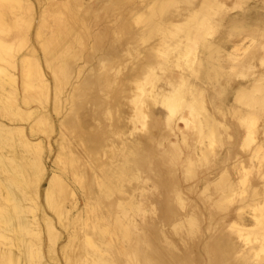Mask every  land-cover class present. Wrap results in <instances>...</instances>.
I'll list each match as a JSON object with an SVG mask.
<instances>
[{
    "label": "rangeland",
    "instance_id": "obj_1",
    "mask_svg": "<svg viewBox=\"0 0 264 264\" xmlns=\"http://www.w3.org/2000/svg\"><path fill=\"white\" fill-rule=\"evenodd\" d=\"M61 1L67 0H30L32 22L27 32V39L20 44L12 41L15 43L10 49V53L17 59L27 48L33 47L34 53L31 59L38 61L48 83L58 85L61 96L67 94L72 86H81L80 95L78 96L77 91L75 97H72L69 102L64 101L59 113L51 111L52 104L50 105L49 97L41 100L46 110L51 112V131L40 134L43 145L47 144V140L52 143V150L44 154L49 175L53 171L59 173L64 167L62 164L64 154L54 141L58 139L63 144H70L74 155L78 156L82 176L78 180L77 177L70 175V178L65 180L73 191L74 197L81 198L82 202L83 193L93 173L99 175V170L101 171L105 164L114 165L121 162V152L125 150V145L137 139L141 147L147 144L143 149H147L145 154H149L148 159L138 169L137 179L131 177L123 180L121 182L123 191L115 192L108 198L112 200L121 197L127 201L126 197L132 196L140 202L138 209H129L127 212L135 226L127 228V232L130 233L128 238L123 240L121 236L122 248L123 246L128 248L132 240L146 237L149 245L181 255L186 252V247L190 243L200 244L203 248L213 244L216 237L226 238L235 244L236 251L246 247L245 244H253L255 247L247 253L244 249V252L240 254L237 252L230 254L227 258L229 264H261L262 260L259 259L264 258V250L260 252L257 261L253 259V251L260 248L263 243L261 240H264L262 237L264 210L256 212L262 220L259 227L254 228L256 232L251 233L247 238L239 236L238 214H242V219H245L243 223L253 227L252 213L254 211L249 207L243 208V204L252 197V190L264 196V91L254 90L253 100L235 99L231 85L248 84L254 75L264 72V0H217V5L206 7L201 13L200 36L198 38L196 34L197 40L193 43L192 49L202 50L203 37L217 39L224 36L225 50L234 49V53L241 54L243 61L247 64L233 68H229L227 63L220 61L217 55L213 56L216 60L210 59L198 63L191 59L192 51L188 56L180 57L178 64H175L178 50L172 44L182 33L174 31L173 34L156 27L147 34L145 41L141 39L140 31L148 26L146 15L132 19L127 13L130 5L138 0H81L84 5L79 8L80 12H77V15H84L85 20L83 19L81 24L73 25L74 36H65L64 32L62 33L63 40L58 44L54 42L59 46L62 45V48L52 58H48L41 46V40L34 35L33 27L37 26L38 15L47 2L55 7L60 5ZM171 1L165 12L158 14L162 22L167 19L173 22L178 21L181 15L188 13L200 0ZM87 4H91L92 8L86 7ZM68 12L66 7H62L61 18L57 21H54L50 13H47L46 26H61L66 22L72 25L73 19ZM43 30L48 37L50 34L48 29L43 28ZM16 31L17 27L15 28L13 24L9 25L6 30L0 31V38H9ZM153 45L155 48L152 47ZM63 61H66L69 66L67 79L58 73L57 76L53 73V70H56ZM138 62L142 64L140 78L144 80L142 84L146 88L158 81H163L167 76L177 83L180 75H186V80L192 89L189 88L185 97L188 100L197 98L205 113L199 114L198 118L194 119L188 108H184L168 117L167 108L161 103L160 95L156 99L149 94L141 95V108L146 116L144 122L125 123V134L112 136L113 146L109 144L104 147L98 144L95 146L94 142L87 141L88 136L100 133L102 126H110L117 122L116 114L98 116L100 106H97L96 102H100L102 107L112 102L119 92L121 79ZM99 76H108L112 81L110 84L99 83L97 81ZM25 93L34 94L30 89H27ZM128 95L129 92H123L119 96L122 110H125L122 115L125 117H128L132 110ZM38 101L36 98L32 100L33 108L41 104ZM110 108L112 111V106ZM69 109L75 110L76 116L83 122L82 126L74 132L65 126L66 122H61L68 119ZM96 112L98 118H93ZM180 114L185 116L187 124L178 119ZM205 115H211L216 124L212 126L215 132L213 143L206 155L202 157L199 155V149L209 139L204 137L201 140V134L196 125L198 121H203ZM27 122H24V125L28 124ZM248 127L251 129L250 138L247 136ZM203 128L205 129L206 126ZM60 136L62 140L59 139ZM256 142L261 145L259 157L251 155V148ZM94 147L96 149L91 151L90 149ZM57 155L60 159L56 158ZM240 165L248 170L247 183L242 189L243 195H238V189L234 196L215 205L214 200L218 198L216 195L222 186H225L228 181L237 184L240 177L238 171ZM222 172L226 173L227 180L222 179V184L214 185V179ZM161 178L175 181L174 187L167 191L173 197L171 206L177 215L175 219L181 217V214H184L191 205L201 206L204 209L205 213L201 212L200 219L190 233L187 232L184 223L175 225L173 228L172 224L158 220L159 200L166 191L164 186L158 184ZM45 186L46 183H43L42 187ZM176 190H179L182 201H178L173 196ZM97 194L100 195L99 192ZM74 197L69 196L64 199L71 215H75L83 206L80 202L78 210L71 209L70 204ZM38 202L43 205L40 195ZM46 212L52 216L50 210ZM208 212L212 214L210 217L207 215ZM81 217L85 218V214ZM56 229L61 233L56 244L58 264H65L60 247L67 242L68 233L57 223ZM164 236L171 245L162 241ZM107 239H111V235L107 236ZM74 244H81V241L75 239L70 249ZM148 244L141 246L147 250ZM108 252L112 254L113 259L119 256L127 264L128 256L119 253L114 255L113 247L109 248ZM203 255L202 258L200 257L202 260L197 261L196 264L213 263L214 257L211 251H203ZM52 264L55 263L52 262Z\"/></svg>",
    "mask_w": 264,
    "mask_h": 264
},
{
    "label": "bare ground",
    "instance_id": "obj_2",
    "mask_svg": "<svg viewBox=\"0 0 264 264\" xmlns=\"http://www.w3.org/2000/svg\"><path fill=\"white\" fill-rule=\"evenodd\" d=\"M170 2L172 1L138 0L130 5V9L127 11L130 18L136 19L145 14L148 20L147 28L140 31L141 39L143 38L145 41L147 34L156 27L173 34L174 31L181 32L182 35L172 44L178 50L177 63L175 62V64H178L180 57L188 56L192 51L191 59L193 58L198 63H203L204 60H216L213 56L217 55L220 61L228 64L229 68L247 65L243 61V56L234 53V49L225 50L224 43L226 40L224 36L217 39L203 37L202 50L192 49L193 43L197 40L196 34L198 38L200 36L201 13L206 7L217 5V0H200L188 13L181 15L178 21L173 22V20L167 19L162 22L158 14L165 12ZM68 4L70 5L67 6ZM83 5L81 0H67L61 1L60 5L55 7L47 2L46 6L41 9L36 21L37 26H34L33 30H35V37L41 40V46L48 58H52L62 48V45H57L63 40L62 33L64 32L63 35L65 36H74L73 25L81 24L83 19L85 20L84 15H77V12H80L79 8ZM62 7L68 9V14L73 19L72 25L66 21L65 24H62V21L61 26H46V14L50 13L49 15L54 21L60 20ZM86 7L92 8L91 4H87ZM31 22L32 4L30 0H0V31L6 30L12 24L15 28L17 27V31L11 37L0 38V264H52V262L58 264L56 244L61 233L57 231L56 223L68 233L67 242L60 247L65 264H125L119 256L113 259L112 254L108 252L109 248L112 247L114 248V255L119 253L128 256L127 264H196L197 261L202 260L203 251L213 253V263L210 264H229L227 258L230 254L235 252L240 254L244 252V249L247 253L251 248L255 249L253 244H245L246 247L236 251L235 244L230 239L217 237L214 238L213 244L203 248L200 244L190 243L186 247V252L181 255L162 251V249L159 250V248L149 245L146 237L132 240L128 248L123 246V249L122 242L120 243L121 236L123 240L128 238L130 233L127 232V228L135 226L133 219L127 215V212L129 209H138L140 202L132 196L126 197L127 201L121 197L112 200H108V198L115 192L121 193L123 191L121 185L123 180L131 177L137 179L138 169L148 159L149 154H145L147 149H143L147 144L141 147V143L137 139L125 145V150L121 152V162L114 165L105 164L104 168L99 170V175L93 173L90 183L83 193L82 202L81 198L74 197L73 191L65 180L69 179L70 175L77 177L78 180L82 176L78 165V156L74 155L70 144H63L58 139L54 141L64 154L62 161L64 167L59 173L53 171L49 175L44 162V154L52 150V143L47 140V144L43 145L40 134L51 131V112L46 110V106L42 105L41 100H46L49 97L50 105L52 104L51 111L59 113L64 101L69 102L72 97H75L77 91L78 96L80 95L81 86L74 85L67 94L61 96L58 85L48 83L45 73L37 63L38 61L31 59L34 53L33 47L27 48L17 59L14 54L10 53L12 44L15 42L20 44L27 39ZM43 28L48 29L50 33L48 37L44 34ZM12 41L15 42L12 43ZM55 41L57 44L54 43ZM152 47L155 48V45ZM139 63L134 64L127 75L121 79L119 92L112 102L104 104L103 107L100 102H96L97 106H100L98 116L100 114L101 116L116 114L117 122L110 126H102L100 133L88 136L87 141L94 142L95 146L96 144L100 147L112 145L114 143L112 136L125 134V123L144 122L146 116L141 108V95L149 94L153 99L160 95L161 103L167 108L168 117L184 108H188L194 119H197L199 114L205 113L197 98L188 100L185 97L186 92L191 88L190 83L186 80V75H180L177 83H174L173 79L167 76L163 81H158L153 86L146 88L142 84L144 80L140 78L142 64ZM68 70L69 66L66 61H63L56 70H53V73H56V76L58 73L67 79ZM97 81L110 84L112 80L108 76H99ZM231 87L235 99L253 100L252 93L254 90L264 91V72L254 75L248 84L236 83ZM27 89L33 91L34 94H26ZM123 92H129L128 98L132 103V110L128 117L122 115L125 110H122V102L119 96ZM35 98L41 104L33 108L32 100ZM67 114H69L68 119L61 122H66L65 126L73 132L77 131L83 122L76 116L75 110L69 109ZM95 115L93 118H98L97 112ZM29 119L30 121H28ZM178 119L187 124L183 114H180ZM24 122L28 124L24 125ZM215 124L216 122L211 115H205L203 121L197 122L196 126L201 134V140L204 137L209 139L199 149V155L202 157L206 155L213 143L215 132L212 126ZM203 126L206 128L204 129ZM247 133L250 138L251 129L249 127ZM59 139L62 140V136ZM95 149L96 147L90 150ZM260 149V143H254L251 148V155H258L259 157ZM56 158L60 159L59 155ZM188 163H190L189 160ZM238 168L240 177L237 184L228 181L225 186H222L217 192L218 198L214 200L215 205H219L223 200L234 196L238 189V195H243L242 189L247 183L248 170L242 165ZM96 170L98 171V169ZM222 179L227 180V175L224 172L214 179L213 184H222ZM43 183H46L45 187H42ZM158 184L166 189L159 200L158 220L172 224L173 228L175 225L184 223L187 232L190 233L200 219L201 212L205 213L204 209L201 206L191 205L184 214H181V217L175 219L177 215L171 206L173 197L167 192L168 189L171 190L174 187L175 181L161 178ZM204 189L206 190V186ZM98 192L100 195L97 194ZM251 193H253L252 197L246 200L243 208L249 207L255 212L252 213L253 227L243 223L245 219H242V214H238L240 219L238 232L239 236L244 238L256 232L254 228L259 227L262 220L256 212L264 210V196L255 190H252ZM39 195L43 205L38 202ZM69 196L74 197L70 204L71 209L76 208L78 210L80 204L83 203L81 210L75 215L70 214V209L67 208L64 201ZM173 196L178 201H182L179 190L174 191ZM47 210L51 211L52 216L48 215ZM84 214L85 218L81 217ZM207 215L210 217L212 214L208 212ZM118 233H120L119 236ZM110 235L111 239H107V236L110 237ZM75 239L81 241V244H74L73 248L70 249ZM162 241L171 245L165 236ZM261 242L263 243L260 248L253 251L255 261L258 260L260 252L264 250V240ZM142 244L143 246L148 244V249L145 250L141 246ZM259 260H262L261 264H264V258Z\"/></svg>",
    "mask_w": 264,
    "mask_h": 264
}]
</instances>
